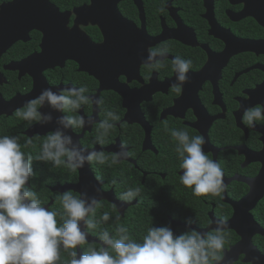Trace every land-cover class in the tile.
Wrapping results in <instances>:
<instances>
[{
	"label": "flooded vegetation",
	"instance_id": "obj_1",
	"mask_svg": "<svg viewBox=\"0 0 264 264\" xmlns=\"http://www.w3.org/2000/svg\"><path fill=\"white\" fill-rule=\"evenodd\" d=\"M46 1L51 9L40 1L31 2L30 14L37 15L33 22L39 26H29L26 11L18 8L25 0H0V137H20L22 151L33 156L34 175L27 186L37 193L40 178L39 185L48 191L41 192L42 197L49 200L43 206L54 203V193L63 195L53 191L55 186L79 181L78 170L73 172L65 166L64 170L76 177L69 182H51L53 163L36 159L37 146L42 151L43 141L59 127L55 121L57 113L94 121L86 128L69 129L67 133L81 148L103 151L109 157L103 165L92 162L89 166L102 183V190L113 191L120 201L124 200L122 192H117V176L107 177L104 165L108 164L113 172L125 173L131 182L135 179L142 185L157 184L153 191L159 192L162 202L170 195L173 184L181 183L184 170L175 151L179 142L171 135L173 130H186L190 137L205 138L204 151L220 164L227 186L224 193L231 201H239L249 193L245 180L260 177L255 184L264 188V121H256L255 127L243 122L247 108L264 107V13L256 11L258 5L252 0ZM38 5L43 7L38 9ZM76 38L83 39L79 43L80 55L88 47L100 48L97 53L89 50L82 65L70 59L78 47ZM163 46L168 48L166 66L149 70L143 63L148 50ZM44 53L45 59L38 58ZM177 56L192 61L190 82L183 86L180 95L171 87L176 82L172 60ZM28 59L33 61L28 63ZM92 67L100 72L102 80L85 70ZM71 87H86L85 95L102 103L83 105L75 113H61L46 105L40 111L51 112L54 119L41 124V131H31L38 122L15 115L44 89L59 92ZM107 111L119 115L120 121H110L116 126L100 144L97 128L106 119ZM28 139L33 144L25 148ZM121 145L128 155L112 164L111 156L121 150ZM38 164H50L49 170ZM189 189L187 197L203 203L200 209L186 211L187 216L178 209L166 214L173 231L189 225V220L190 225L204 230L218 220L233 217L234 209L223 200L224 193L217 204L211 195L198 197L193 188ZM134 200L137 204V197ZM103 202L107 201L100 204ZM263 206L264 196L249 213L264 229V214L257 212ZM176 222L180 224L174 227ZM212 231L215 230L208 232ZM225 232H233L237 238L225 248L229 250L241 237L231 229ZM252 242L264 254L259 247H264V235H254ZM241 259L243 256L237 262Z\"/></svg>",
	"mask_w": 264,
	"mask_h": 264
},
{
	"label": "clouds",
	"instance_id": "obj_2",
	"mask_svg": "<svg viewBox=\"0 0 264 264\" xmlns=\"http://www.w3.org/2000/svg\"><path fill=\"white\" fill-rule=\"evenodd\" d=\"M167 54V46L149 49L143 63L149 70L158 71L166 66ZM191 68V60L179 56L172 60L176 82L171 87L177 95L190 82L188 73ZM87 92L86 87H71L59 92L47 88L28 101L25 109H18L15 115L25 121L48 124L54 117L51 112L40 111L46 105L61 113H75L83 105L102 103L85 95ZM55 121L59 127L48 134L36 159L52 162L57 168L66 166L73 172L85 164L97 162L103 165L108 162L109 157L103 151L83 149L67 133L69 129L90 126L94 123L91 118L61 115ZM110 121L118 122L120 116L113 111L106 112V119L97 128V142L100 144L116 126ZM256 121H264V107L260 105L247 108L243 114V122L247 126L255 127ZM171 135L179 142L175 151L184 170L181 183L193 188L194 195L198 197L224 193L227 186L223 170L205 153V138L202 135L190 137L186 130H173ZM19 141L20 137H0V264H60L62 249L71 257L69 264H220L224 260L227 220L216 221L214 233L191 229L177 236L170 226L151 227L142 242L134 240L124 226L116 228L115 236L105 229L98 237L101 246L87 248L78 258L77 248L88 244L89 233L98 227L97 221L89 217H94L96 209L101 207L99 199L89 196L87 191L81 192L79 197L64 192L61 197L63 215L43 206L37 193L27 186L34 175L33 156L22 151ZM32 144L33 140L28 139L23 147ZM124 148L121 145V150L111 156L112 164L128 155ZM99 193L100 189H97ZM140 194V188H130L121 199L132 201ZM110 219L111 215L105 212L103 222ZM60 220H63L62 224ZM119 220L117 216V223ZM188 223L190 225L192 221ZM258 261L259 257H255L254 264Z\"/></svg>",
	"mask_w": 264,
	"mask_h": 264
},
{
	"label": "trees",
	"instance_id": "obj_3",
	"mask_svg": "<svg viewBox=\"0 0 264 264\" xmlns=\"http://www.w3.org/2000/svg\"><path fill=\"white\" fill-rule=\"evenodd\" d=\"M40 148L41 146L38 145L37 149L39 151H37L38 152L37 157L41 154ZM38 161L45 162L41 160H38ZM44 165L45 167L41 166L40 164H38L37 166L39 168H43L44 170L45 169L49 170L48 167L50 166V164H44ZM104 167L105 168H103V172L104 174L108 175L107 177L110 176L111 178H113L114 174H116L117 178L115 179V181L119 183L117 184L118 185L117 188L119 191L117 189L116 190L117 192H122L121 195L124 194L126 189L137 188V187L141 189V194L140 196L137 197L138 203L136 204V206L130 207L129 210L123 216L116 210L114 205L108 202H103L101 204V207L99 209H96L95 216L89 217L90 219H95L97 221V224H98L97 229L92 230L89 233L93 236H96L97 238L99 237V234L105 229L108 230L113 236H115L116 228L118 226H124L129 230V234L134 240H136L137 242H142L143 237L147 235V232L149 228L151 227L170 226L171 229L173 230L172 226L169 224V221L166 215L168 213L170 214L172 209L173 210L178 209L181 211L180 214L182 213V216H187L185 213L186 211L191 210V209L195 210V208L200 209L202 205L201 203H203L202 200L198 198L189 199L186 194L190 191V189L185 187L182 183L180 184L174 183L173 189L170 190L171 192L170 195H167L165 193V196L167 195L165 198L167 199H165V201L162 202L163 199H159V196H158L159 192L153 191L155 190V188L158 187L157 184L150 183L149 185H147V183H145L142 185L139 182V180H135V179L131 182L132 178L127 177L125 173H122L121 171L120 172L118 171V173L113 172L112 168L108 164L104 165ZM52 168H53V172L51 174H52L53 179L51 182L53 183H55L56 181H60V182L68 181L69 182L73 180L72 178L73 176L76 177V175H73L71 172L64 170L65 166L63 165L59 168L54 167L53 165ZM39 179L40 178L38 177L37 194L43 205V204H46L49 200L43 199L42 193L46 194L48 191L43 187V185L41 186L39 185L38 183ZM44 182H48V181L45 179ZM149 190L150 191L152 190V192H149ZM71 193L73 196L78 197L76 193L74 192H71ZM148 196L149 198L147 199ZM53 197H54V203L50 206L49 210L59 211L63 215V207L61 203L62 196L58 195L57 193H54ZM219 197L220 196H212L211 198L214 202H216L217 204H220ZM260 211H262L263 212L262 214H264V206L262 208L260 207V209L257 212H260ZM105 212L109 213L112 217V219H110L108 222H103L102 220V216ZM117 216L120 217V220L118 223L116 221ZM60 223L62 224L63 220H60ZM190 230L191 229H188L185 227H182V228L179 227L176 229V231H173V232L175 235L179 236ZM212 233H214V231H212ZM226 238H227V242L225 244V248H227L237 239L233 232H229V233L226 232ZM92 246L99 248L101 245L97 243H88L84 245L83 247H81L83 254L85 253L87 248L92 247ZM260 246H261V250L264 251V247L261 244L259 245V247ZM70 259L71 257L69 256L68 252L63 251L62 249L60 264H69ZM234 264H251V263L236 262Z\"/></svg>",
	"mask_w": 264,
	"mask_h": 264
},
{
	"label": "water",
	"instance_id": "obj_4",
	"mask_svg": "<svg viewBox=\"0 0 264 264\" xmlns=\"http://www.w3.org/2000/svg\"><path fill=\"white\" fill-rule=\"evenodd\" d=\"M37 1H38V3H40V2L44 3L45 8H47V9L52 8L47 3L46 0H25V2L22 3L23 5L19 6L18 8L24 9L26 11V13H27L26 16L30 20V23H28L29 26L30 25L32 26L33 24H36L39 26V24H37V22H33L34 19L37 17V15L30 14L31 13V10H30L31 2L35 3ZM252 1H253V3H255V5H258L257 7H255L257 9L256 11H258V12L260 11V12L264 13V0H252ZM42 7H43L42 5L37 6L38 9L39 8L41 9ZM22 16H24V14ZM263 16H264V14H263ZM18 20H20V19H18ZM17 22L18 21L14 22V23H17ZM11 40H13V39H11ZM76 40L78 41V47H77L76 51L70 55V59H75L81 65H82L83 61L85 60V56L89 52V50H91L94 53H97L100 50V48L88 47V49H86V53H82L80 55L79 54V43L80 42L82 43L83 39L82 38H76ZM7 41L9 42L10 40L7 39ZM38 58H41V59L44 58L45 59L46 58L45 53L42 55H39ZM31 61H33V60H31V59L27 60L28 63ZM85 70L88 71L90 74L94 75L96 78L101 79L100 72L95 67L85 69ZM57 116L59 117L58 113H57ZM40 126H41V123L33 126L31 131H41L39 129ZM49 131H51V130H49ZM105 149H109V148H105ZM77 170H78V174H79L78 175V180H79L78 183H76V184H69L68 183V184H64V185H57L53 188V191H58L60 193L72 191V192H75L76 194H78L79 196H80L81 192L87 191L89 196H96L97 199H99V201L105 200V201L115 205L118 212L122 216L125 214V210L129 206L136 204V200H134L132 202H124V201L118 200L116 198V196L114 195L113 191L104 192L101 188L102 183L95 178L89 164H85V166L83 168L77 169ZM258 178H260V177H258ZM258 178H256L257 180L255 179L253 181L245 180L246 183L250 186V191L246 196H244L239 201H231L226 196V193H224L223 200L230 203L234 209L233 217L227 221L228 227L225 230H227V229L234 230L241 237V240L238 243H236L235 245H233L232 247H230L229 250H225V258L222 262H220V264H234L237 261H239L241 256H243V259H241V261L243 263L254 264V258L259 257L258 264H264V254H262L259 251V249H257L253 245V242H252V238L254 237V235H256V234L264 235V229L254 220L253 216L249 213V210L254 208L256 206L257 202L260 199H262L264 196V188L260 189L255 184L259 180ZM232 179H236V178L234 177ZM97 189H100L99 194H97ZM52 203L53 202L51 201L45 207L49 208V206ZM211 216H212V214H211ZM179 224H180L179 222H176L173 224V226L176 227ZM183 225L187 228L196 229L202 233H207L208 231L215 230V228H216V222L204 230L197 229L194 224L193 225L183 224ZM81 227L84 228L83 223L81 224ZM88 241H89L88 243H97V244L101 245V242L98 240V238L95 236H92L90 234L88 235ZM77 253H78V258L83 255L81 247L77 248Z\"/></svg>",
	"mask_w": 264,
	"mask_h": 264
}]
</instances>
